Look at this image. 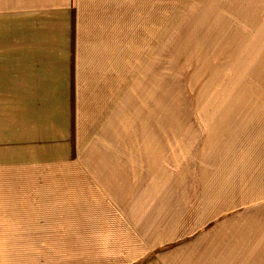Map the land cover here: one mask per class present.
<instances>
[{"label":"rangeland","instance_id":"374dc122","mask_svg":"<svg viewBox=\"0 0 264 264\" xmlns=\"http://www.w3.org/2000/svg\"><path fill=\"white\" fill-rule=\"evenodd\" d=\"M109 20L105 32H83L93 36L98 79L77 97L81 158L21 168L20 216L42 218L55 195L49 187L63 182L81 185L86 201L110 202L103 187L116 174L143 183L142 201L162 200L151 184L163 170L170 199L194 204L192 238L220 236L228 264H264V0H116ZM16 98L0 96V131L10 134ZM36 98L49 116L73 103ZM24 225L20 233L34 237ZM30 242L43 261L47 241ZM59 255L52 262L74 264V254Z\"/></svg>","mask_w":264,"mask_h":264},{"label":"crops","instance_id":"0c3cea01","mask_svg":"<svg viewBox=\"0 0 264 264\" xmlns=\"http://www.w3.org/2000/svg\"><path fill=\"white\" fill-rule=\"evenodd\" d=\"M115 7L116 0H0V96L18 100L16 107L11 105L10 134L0 131V264H64L63 260L52 262L62 252L64 256L74 254V264L229 262L227 242L222 245L220 236V242L207 234L192 238L186 224L194 225L188 215L194 204L170 199L173 193L170 186L165 187L163 170L156 172L155 184H151L159 197L166 196L162 200L142 201L143 183L116 174L103 187L110 202L96 204L94 196L86 201L80 194L81 185L63 182L49 187L48 192L55 195L48 198L42 218L30 221L20 216L21 168L30 174L46 162L57 165L81 158L77 97L92 94L98 79L93 73L98 60L92 51L93 36L85 38L83 32H105ZM105 62L106 57L100 65ZM45 96H67L73 103L49 116L44 104H36V97ZM23 97L31 102L26 104ZM18 111L27 113L20 117ZM9 127L3 128L9 131ZM29 188L45 194L35 183ZM25 223L23 227L34 237L20 233V224ZM44 240L43 261L36 262V248L28 246L33 247L30 241L36 245ZM73 240L77 247L69 253L66 248ZM83 240H88V246H83ZM48 241H61V246L53 248Z\"/></svg>","mask_w":264,"mask_h":264}]
</instances>
